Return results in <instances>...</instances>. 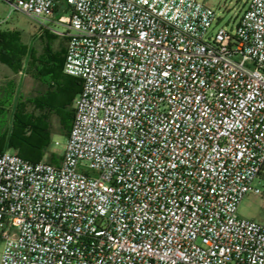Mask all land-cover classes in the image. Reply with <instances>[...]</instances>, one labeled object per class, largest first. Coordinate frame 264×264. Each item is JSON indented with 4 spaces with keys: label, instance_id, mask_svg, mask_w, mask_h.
Masks as SVG:
<instances>
[{
    "label": "built area",
    "instance_id": "built-area-1",
    "mask_svg": "<svg viewBox=\"0 0 264 264\" xmlns=\"http://www.w3.org/2000/svg\"><path fill=\"white\" fill-rule=\"evenodd\" d=\"M1 1L82 89L59 165L0 151V264H264V0Z\"/></svg>",
    "mask_w": 264,
    "mask_h": 264
},
{
    "label": "trees",
    "instance_id": "trees-1",
    "mask_svg": "<svg viewBox=\"0 0 264 264\" xmlns=\"http://www.w3.org/2000/svg\"><path fill=\"white\" fill-rule=\"evenodd\" d=\"M44 32L49 33L46 29ZM51 38L58 37L52 34ZM29 51L21 44L20 32L0 33V62L14 72L22 70ZM44 52L42 57L34 61L35 80L39 83L35 95L24 102L23 98L15 94L14 84L9 85L7 101L13 99L14 111L11 126L0 128V151L14 152L34 163L47 159V162L59 165L61 157L50 149L54 134L52 119L58 118L60 131L68 137L75 115V100L81 92L82 82L62 75L64 51L55 54L52 48L44 47ZM51 83L58 85L60 97L53 93Z\"/></svg>",
    "mask_w": 264,
    "mask_h": 264
},
{
    "label": "rangeland",
    "instance_id": "rangeland-1",
    "mask_svg": "<svg viewBox=\"0 0 264 264\" xmlns=\"http://www.w3.org/2000/svg\"><path fill=\"white\" fill-rule=\"evenodd\" d=\"M207 6L213 8L219 15V22L215 23L213 28L218 26H225L229 30L235 28L239 21V18L243 12L247 9L249 0H199ZM71 10L68 8L66 0H60L58 5V14L69 16ZM53 29L65 32V29L58 25H53ZM17 31L21 34V44L27 47L29 51L28 58L24 60V66L22 67L25 77L21 79V87L15 88V94L17 97L23 98L25 102L30 96L35 95L39 89V84L35 81L36 73L34 71V61L44 55V47L53 49V52L61 53L66 49L67 39L63 37L51 38L52 33L44 32L39 24L31 21L26 16L19 12H15L11 7L0 0V33ZM53 53V54H54ZM58 58V57H57ZM2 63V62H0ZM19 72H2L0 70V128L7 129L11 126L14 102H8L7 90L10 84H14V81H19ZM12 79V80H11ZM53 93H57L56 96L60 97L61 92H58V85L51 83ZM4 109V110H3ZM52 126L54 134L52 135L51 152L58 156H62L64 148L67 142V136H65L59 129V121L57 117H53ZM45 160V159H44ZM47 161V159L45 160ZM258 187L264 192V173L256 181ZM238 215L241 218L253 220L259 223H264V201L261 197L254 194H247L242 200Z\"/></svg>",
    "mask_w": 264,
    "mask_h": 264
},
{
    "label": "crops",
    "instance_id": "crops-1",
    "mask_svg": "<svg viewBox=\"0 0 264 264\" xmlns=\"http://www.w3.org/2000/svg\"><path fill=\"white\" fill-rule=\"evenodd\" d=\"M56 14L57 15H59L58 14V8H57V11H56ZM67 47V46H66ZM64 52L66 53V49L64 50ZM64 61H65V55H64ZM0 70L2 71V72H12V70H11V68L10 67H8L7 65H5V64H3V63H0ZM20 73V75H22V77H20V80L19 81H14V87H16V88H20L21 87V79L22 78H24L25 77V73L23 74L22 72H19ZM62 75L65 77V78H73V77H71V76H68V75H66L65 73H64V62H63V72H62ZM12 80V79H11ZM37 84H39L38 83V81H35ZM72 82H70L69 84H71Z\"/></svg>",
    "mask_w": 264,
    "mask_h": 264
}]
</instances>
